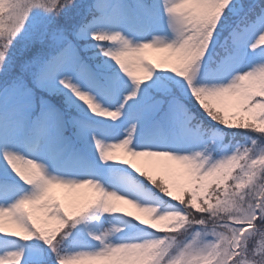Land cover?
Instances as JSON below:
<instances>
[{
  "label": "snow or ice",
  "instance_id": "6c2138e0",
  "mask_svg": "<svg viewBox=\"0 0 264 264\" xmlns=\"http://www.w3.org/2000/svg\"><path fill=\"white\" fill-rule=\"evenodd\" d=\"M0 264H264V0H0Z\"/></svg>",
  "mask_w": 264,
  "mask_h": 264
},
{
  "label": "rangeland",
  "instance_id": "374dc122",
  "mask_svg": "<svg viewBox=\"0 0 264 264\" xmlns=\"http://www.w3.org/2000/svg\"><path fill=\"white\" fill-rule=\"evenodd\" d=\"M149 54H150V55H155V54H152V53H149ZM60 194L63 195L62 192H61ZM124 207H125V208H129V206H127V205H125ZM129 210L135 211V210H133V209H129Z\"/></svg>",
  "mask_w": 264,
  "mask_h": 264
}]
</instances>
